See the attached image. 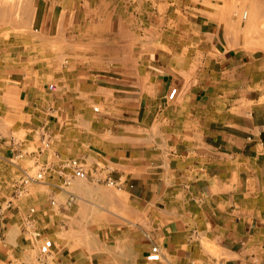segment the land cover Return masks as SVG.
<instances>
[{
    "label": "crops",
    "instance_id": "crops-1",
    "mask_svg": "<svg viewBox=\"0 0 264 264\" xmlns=\"http://www.w3.org/2000/svg\"><path fill=\"white\" fill-rule=\"evenodd\" d=\"M203 4L179 9L158 53L123 13L92 18L82 70L43 74L39 136L0 143V264H264V68L232 42L237 13ZM59 5L36 0L32 27L57 33L67 14L75 30Z\"/></svg>",
    "mask_w": 264,
    "mask_h": 264
},
{
    "label": "rangeland",
    "instance_id": "rangeland-1",
    "mask_svg": "<svg viewBox=\"0 0 264 264\" xmlns=\"http://www.w3.org/2000/svg\"><path fill=\"white\" fill-rule=\"evenodd\" d=\"M42 1L45 9L51 6L52 0ZM202 1L205 4L209 0H75V3L73 0H59L61 10L75 6L77 25L75 30L68 29L71 16L65 14L61 16V29L56 33L32 27L36 0H0V133L19 141L39 136L34 125L41 112L35 106L42 96V88L46 85L48 88L51 82L50 78L43 79L42 76L46 72L51 74V67L58 61L64 68L75 63L82 70L79 67L84 62V43L99 42L101 33L90 28L92 18L94 23L100 18L105 21L110 13L117 11L118 16L123 13L127 25L134 22L143 37L147 38V27L151 28L156 35L155 49L158 53L164 48V42H159L163 29L174 23L179 9L199 5ZM212 1L237 13L235 18L242 36L240 38L238 32H233L237 37H231L232 42L240 39L243 47L250 48L253 69L263 70L264 61L259 64L255 58L264 55V0ZM101 10L100 14L97 13ZM85 16L89 21L84 20ZM47 18L50 20L51 16L44 10L40 22ZM85 22L89 25L87 31ZM147 43L140 42L143 58L149 57ZM97 49L88 46V57ZM112 50L115 52L116 48L113 46ZM68 58L72 60L71 64L67 63ZM30 150L38 151L39 146L34 143Z\"/></svg>",
    "mask_w": 264,
    "mask_h": 264
},
{
    "label": "built area",
    "instance_id": "built-area-1",
    "mask_svg": "<svg viewBox=\"0 0 264 264\" xmlns=\"http://www.w3.org/2000/svg\"><path fill=\"white\" fill-rule=\"evenodd\" d=\"M246 16V15H245ZM4 141V136L3 134L0 133V143ZM46 145H49V142H46ZM69 166L73 168V172L75 176L79 178H86L88 176L86 170L84 169L83 165L79 162L77 159H72L68 162ZM44 173L43 172H38L36 175H31V174H25L21 176L19 181L17 182V189L20 190V186H25L27 183L41 179L43 178ZM107 182L109 184H115V181L113 179L108 178ZM153 251H158V247L154 246Z\"/></svg>",
    "mask_w": 264,
    "mask_h": 264
}]
</instances>
